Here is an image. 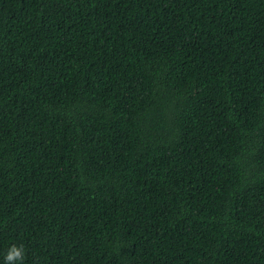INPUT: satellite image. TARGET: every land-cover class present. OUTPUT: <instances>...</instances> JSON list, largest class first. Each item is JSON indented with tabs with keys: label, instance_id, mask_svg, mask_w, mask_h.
Listing matches in <instances>:
<instances>
[{
	"label": "trees",
	"instance_id": "trees-1",
	"mask_svg": "<svg viewBox=\"0 0 264 264\" xmlns=\"http://www.w3.org/2000/svg\"><path fill=\"white\" fill-rule=\"evenodd\" d=\"M13 246L264 264V0H0V264Z\"/></svg>",
	"mask_w": 264,
	"mask_h": 264
},
{
	"label": "clouds",
	"instance_id": "clouds-1",
	"mask_svg": "<svg viewBox=\"0 0 264 264\" xmlns=\"http://www.w3.org/2000/svg\"><path fill=\"white\" fill-rule=\"evenodd\" d=\"M23 250L20 247L13 246L5 256V264L8 262H14V264H20L22 261Z\"/></svg>",
	"mask_w": 264,
	"mask_h": 264
}]
</instances>
